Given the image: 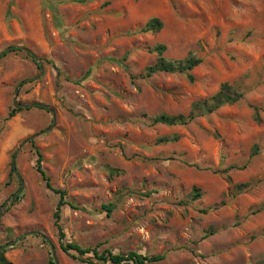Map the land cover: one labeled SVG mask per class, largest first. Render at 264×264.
I'll use <instances>...</instances> for the list:
<instances>
[{"label":"rangeland","instance_id":"obj_1","mask_svg":"<svg viewBox=\"0 0 264 264\" xmlns=\"http://www.w3.org/2000/svg\"><path fill=\"white\" fill-rule=\"evenodd\" d=\"M152 18L161 28L142 31ZM158 45L169 61L200 60L193 81L146 75ZM3 52L0 245L17 239L10 264H50L51 247L58 264L97 262L60 249L59 195L35 149L65 193L64 244L162 255L154 264H264V0H0ZM223 83L238 102L154 123L187 117Z\"/></svg>","mask_w":264,"mask_h":264},{"label":"trees","instance_id":"obj_2","mask_svg":"<svg viewBox=\"0 0 264 264\" xmlns=\"http://www.w3.org/2000/svg\"><path fill=\"white\" fill-rule=\"evenodd\" d=\"M161 28V23L157 18L150 19L142 29V31H157ZM165 47L163 45H158L154 48V51L157 53V59L154 64L147 66L145 69L146 75L151 76L152 74L158 72H165V73H180L184 74L186 78L191 82L193 81V76L191 71L195 66L200 63V60L195 58L194 56H188L185 59L179 61H169L162 56V52L164 51ZM26 51V50H25ZM26 56L29 57L33 62H37V59L33 54L29 51H26ZM90 71L88 70L82 79H85L89 75ZM59 74V71H58ZM69 80V79H68ZM78 82V81H77ZM241 98V95L237 92H234L232 87L227 84L223 83L213 95L205 98L203 100L195 101L191 107L187 117L183 115H167V114H160L156 116L153 121L156 124H165L168 126L174 125H184L189 122L191 119L194 118V115L198 112H212L216 109L224 106V105H231L238 102ZM20 109L17 108V111ZM13 113H10L8 117H12ZM167 141V139H161L159 142ZM36 154V162H35V169L37 173L40 175L44 185L47 189L53 191L54 193L59 195V201L57 203L55 212H54V220L55 226L58 230V238L60 241V249L68 254L70 251L75 252L79 256H83L85 254L91 253L93 258L97 261L96 263L89 262L88 264H154L163 259L162 255H141L136 252H129L126 254L118 253L114 254L111 251L105 250L102 252H98L95 248H82L74 243H63L62 240L64 238V233L62 227L60 225V218H61V207L66 203L63 202V198L65 196L64 191L60 189H55L52 187L49 177L46 175L44 169L41 167L42 156L40 152L35 149ZM9 176L17 177L15 166L13 164V160H11L9 164ZM109 172L111 174H116L115 169H110ZM18 188L17 192L13 194L14 201H19L22 196L21 190V181L17 179ZM195 197H199L198 190L196 191ZM73 208V205H70ZM102 208L110 214L113 210L112 205H102ZM13 246V245H12ZM10 246V247H12ZM6 249L0 251V264H10L8 260L5 258ZM50 264L53 263V259L51 260Z\"/></svg>","mask_w":264,"mask_h":264},{"label":"water","instance_id":"obj_3","mask_svg":"<svg viewBox=\"0 0 264 264\" xmlns=\"http://www.w3.org/2000/svg\"><path fill=\"white\" fill-rule=\"evenodd\" d=\"M4 53H5V52L1 53L0 56L3 55ZM30 53H31V52H30ZM31 54H32V53H31ZM16 95H17V91L15 92V96H16ZM13 103H14V105H16L17 107H21V106H22V105L16 103V101H15V97H14V99H13ZM13 164H14V159H13ZM0 216H1V212H0ZM35 235H37V236L43 238V239H44L45 241H47V243H48V239H47L44 235H42L41 233H35ZM16 240H17V239H14V240L10 241V242L7 243V244L0 245V251L3 250V249H5V248H7V247H9V246H11V245H13V244L16 242ZM51 255H52L53 263H54V264H58V261H57V258H56V256H55V251H54V248H53V247H51Z\"/></svg>","mask_w":264,"mask_h":264}]
</instances>
